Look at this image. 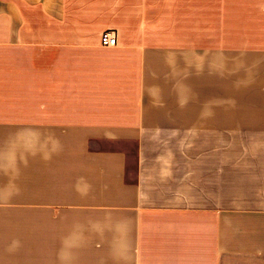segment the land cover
I'll use <instances>...</instances> for the list:
<instances>
[{
    "label": "crops",
    "instance_id": "crops-1",
    "mask_svg": "<svg viewBox=\"0 0 264 264\" xmlns=\"http://www.w3.org/2000/svg\"><path fill=\"white\" fill-rule=\"evenodd\" d=\"M0 264H264V0H0Z\"/></svg>",
    "mask_w": 264,
    "mask_h": 264
},
{
    "label": "built area",
    "instance_id": "built-area-1",
    "mask_svg": "<svg viewBox=\"0 0 264 264\" xmlns=\"http://www.w3.org/2000/svg\"><path fill=\"white\" fill-rule=\"evenodd\" d=\"M100 45L104 48H113L117 45V37L113 31H105L100 35Z\"/></svg>",
    "mask_w": 264,
    "mask_h": 264
}]
</instances>
